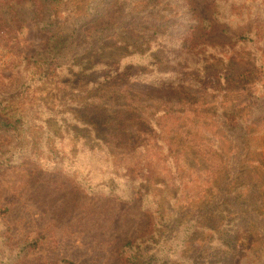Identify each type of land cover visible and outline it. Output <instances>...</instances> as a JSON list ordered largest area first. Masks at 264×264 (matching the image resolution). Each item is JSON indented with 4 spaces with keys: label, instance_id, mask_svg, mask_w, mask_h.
I'll list each match as a JSON object with an SVG mask.
<instances>
[{
    "label": "trees",
    "instance_id": "obj_1",
    "mask_svg": "<svg viewBox=\"0 0 264 264\" xmlns=\"http://www.w3.org/2000/svg\"><path fill=\"white\" fill-rule=\"evenodd\" d=\"M181 1L0 0L6 27L22 29L29 22L49 33L44 49L13 65L16 83L24 88L38 78L43 86L61 83L76 92L73 103L65 104L73 105L67 111L79 126L77 135L97 142L108 138L128 154L150 135L170 152L171 159L153 155V161L162 160L155 180L162 189L153 199L160 213L157 234L127 241L121 264H264V0H213V19L200 16L191 0ZM214 19L250 25L229 41L195 42V33L210 31ZM8 60L0 57V70ZM196 90L205 95L204 105L217 102L195 109L205 119L211 114L204 124L216 123L219 130L181 151L182 133L164 136L160 117L144 115L147 104L139 97L167 104L162 94L189 92L192 99L179 104L193 107ZM26 92L10 89L0 97L1 132L24 129L30 113L19 98ZM156 92L161 96L151 95ZM103 143L101 150L110 153V144ZM132 179L123 187L130 195L151 189L145 174ZM182 194L188 205L177 208ZM171 202L174 214L167 207ZM147 238L155 247L144 246ZM8 240L0 230V264H21L38 242L30 235ZM53 264L76 263L62 258Z\"/></svg>",
    "mask_w": 264,
    "mask_h": 264
},
{
    "label": "rangeland",
    "instance_id": "obj_2",
    "mask_svg": "<svg viewBox=\"0 0 264 264\" xmlns=\"http://www.w3.org/2000/svg\"><path fill=\"white\" fill-rule=\"evenodd\" d=\"M191 1L200 16L213 19V0ZM107 20L105 17L100 22ZM213 21L215 25L210 31L199 29L195 33V42L205 39L229 41L250 25L230 26ZM20 28V24L15 28L6 27L0 16V57L10 59L0 70V97L8 95L10 89H29L19 100H25L22 108L30 113L24 129L21 127L15 133L0 131V212H3L0 230L10 239L8 243H16L29 235L38 238L37 245L21 264H53L62 258L76 264H121V249L127 241L145 234L144 237L157 234L154 228L160 213L153 199L162 189L155 181L160 175L162 160L153 161V155L159 153L171 159L170 152L162 149L150 135L141 138L137 151L129 154L122 147L117 149L108 138L103 142L110 144L108 151L111 154L104 146V152L101 150V145H105L103 142L87 138L85 133L77 135L79 133L74 130L79 126L67 111L73 105L65 104L79 96L76 92L61 83L43 86L37 83L38 78L30 85L26 83L24 88L21 83H16L20 80L13 65L24 55L44 49L49 36L48 32L29 22ZM151 79L147 77L145 81ZM194 92H197V100L193 107H187L188 103L187 106L179 104L186 97L192 99L189 92L151 94L167 98V104L150 95L139 97L147 104L144 115L155 113V117H160L164 136H169L171 130L182 133L179 138L181 151L191 142L206 139L219 130L216 123L205 126L204 122L211 121V114L207 113L205 119L195 109V106L200 108L198 110L218 106L217 102L204 105L205 95L198 90ZM81 100L80 96L77 102ZM164 108L168 111H163ZM148 125L154 134L158 133L153 123ZM78 130L81 132V128ZM138 174L148 176L151 189L148 193L142 191L130 195L123 187H128L127 180H137ZM126 176L132 178L125 180ZM182 195L178 197L177 208L188 205L187 195ZM167 207L175 213L173 204ZM175 217L170 219L172 227ZM3 222L8 223L9 230ZM175 232L179 234L181 230ZM148 243L147 238L144 246L155 247Z\"/></svg>",
    "mask_w": 264,
    "mask_h": 264
}]
</instances>
